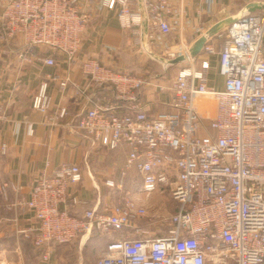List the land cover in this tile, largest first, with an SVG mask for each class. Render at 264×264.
Wrapping results in <instances>:
<instances>
[{"label":"built area","instance_id":"2783aa9c","mask_svg":"<svg viewBox=\"0 0 264 264\" xmlns=\"http://www.w3.org/2000/svg\"><path fill=\"white\" fill-rule=\"evenodd\" d=\"M85 2L0 0V42L19 38L23 59L53 67L58 55L72 67L97 9L115 11L122 28L135 29L136 34L145 26L147 51L161 64V73L145 76L97 59L84 60L82 75L94 89L91 107L69 127L93 145L126 149L121 180H108L107 186L122 188L123 179L135 172L140 196L167 193L177 210L156 222L139 205V197H127L120 204L75 215L71 209L82 207V200L71 187L83 180L82 167L62 163L51 172L45 169L29 199L14 204L34 213L37 224L25 236L43 249L37 264H52V244L85 243L94 231H126L108 243L98 264H264V8L243 13L194 54L192 41L208 28L199 26L193 40L183 39L189 3L209 8L214 0ZM224 35L218 49L215 41ZM214 56L223 78L220 88L210 84ZM178 58L182 60L173 63ZM174 66L177 72L170 83L161 80ZM50 80L40 84L32 107L44 115L46 125L56 127L69 110L51 107ZM70 83L67 77L60 86L65 89ZM81 92L76 87V94ZM152 92L161 96L158 102L164 106L156 114L151 113ZM206 96L216 102L215 116L208 119L197 106ZM6 120L0 103V124ZM28 131L33 133L32 124ZM8 188L20 191L3 184L5 199ZM137 218L147 223L136 225Z\"/></svg>","mask_w":264,"mask_h":264},{"label":"crops","instance_id":"0c3cea01","mask_svg":"<svg viewBox=\"0 0 264 264\" xmlns=\"http://www.w3.org/2000/svg\"><path fill=\"white\" fill-rule=\"evenodd\" d=\"M85 1L83 0V4ZM251 1L257 0H214L209 8L205 4L200 7L190 2L187 10L190 21L183 39L193 40L199 26L210 29L217 22L239 14ZM200 8L204 10L201 15H197ZM225 27L219 32L225 30ZM136 30L137 34L135 29L122 28L115 11L97 9L83 35L81 49L72 67L58 55L57 65L53 67L40 61L23 59L24 45L19 38L0 42V103L8 117V120L0 124V264H37L41 258L43 249L35 247L32 239L25 236V231L37 224L34 213L14 204L19 198L29 199L43 170L51 172L62 163H77L82 167L83 180L71 187L72 193L82 200V207L71 209V213L75 215H81L89 208L115 204L116 194H121L120 190L125 188L132 177H137L135 172H130L123 179L122 188L107 186L108 180H121L126 149L112 151L93 145L82 133L69 127L70 123L77 121L91 107L90 97L94 89L82 75L81 65L84 60L97 59L106 66L145 76L161 73V64L151 59L147 51L145 26ZM224 39L225 35L215 41L218 49ZM177 40L174 38V43ZM197 41L198 39L192 41V50ZM110 47L114 49L111 50ZM212 64L215 68L210 84L220 88L223 86V78L216 70L217 56L212 58ZM173 70L175 75L177 69L174 66L170 75L161 80L170 83ZM53 77L57 79H52ZM67 77L71 83L62 89L60 82ZM50 78L48 96L51 107L65 106L69 110V116L56 127L46 125L44 115L32 107L33 97L40 84ZM76 87L82 92L76 94ZM160 98L158 93L152 92V114L163 109L164 106L158 102ZM197 106L203 117L215 116L216 102L213 98L201 97L197 100ZM29 124L33 127L32 134L28 131ZM5 183L18 186L19 193L8 188V199H5L1 193ZM127 195L126 198L139 197V205L146 208L150 207L151 200H157V194L149 199L140 196L138 192L134 195L128 192ZM170 200L175 212L177 204L171 197ZM172 205L169 207L162 203L161 207L167 206L173 211ZM152 215L155 216L154 221L160 220L159 215ZM134 221L139 226L147 223L146 218ZM124 236L126 231L111 234L94 231L85 243L75 241L69 244H52L48 250L51 252L52 264H98L108 243Z\"/></svg>","mask_w":264,"mask_h":264},{"label":"rangeland","instance_id":"374dc122","mask_svg":"<svg viewBox=\"0 0 264 264\" xmlns=\"http://www.w3.org/2000/svg\"><path fill=\"white\" fill-rule=\"evenodd\" d=\"M171 76H174V70L171 71ZM205 119H208L206 117H204ZM140 187V180L134 176L132 177V179L127 182L125 188L121 189L120 193H117L115 196V204H120L122 203L125 199L126 196H128V192L132 193V195L136 194L139 190ZM120 194V195H119ZM157 194V200H159L160 202L158 203L157 200H151L150 202V207H147V210L149 212V214H157L159 215L161 218H168L171 214H173L174 212V204L172 205V201L170 200V196L165 193V194H160L159 192L156 193ZM162 195V196H161ZM162 203H164L165 205H168L169 207L172 205L173 207V211H171V209H168L169 207H161ZM171 207V208H172ZM153 230L157 231L158 229L154 228ZM162 232V231H160ZM160 232H156L157 235L160 234Z\"/></svg>","mask_w":264,"mask_h":264},{"label":"water","instance_id":"95a60500","mask_svg":"<svg viewBox=\"0 0 264 264\" xmlns=\"http://www.w3.org/2000/svg\"><path fill=\"white\" fill-rule=\"evenodd\" d=\"M264 8V2L257 0V1H251L245 5V7L241 10V12L237 15L231 16L229 18H226L224 20H221L214 24L210 29H208L202 37H200L194 46L193 53L197 54L202 46L204 45V42L207 38L214 36L217 32L222 30L225 26H227L229 23L237 20L243 13H251L256 12ZM182 58H178L173 61V63H177L178 61H181Z\"/></svg>","mask_w":264,"mask_h":264}]
</instances>
